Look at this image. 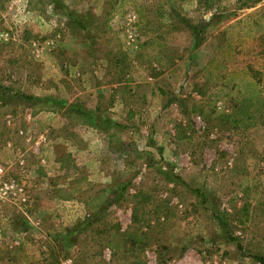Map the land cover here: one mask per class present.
<instances>
[{
  "label": "rangeland",
  "instance_id": "374dc122",
  "mask_svg": "<svg viewBox=\"0 0 264 264\" xmlns=\"http://www.w3.org/2000/svg\"><path fill=\"white\" fill-rule=\"evenodd\" d=\"M167 1L0 0V163L27 193L25 203L10 194L0 204V264H262L264 120L242 119L231 78L217 80L209 63L232 44L231 58L219 48L218 59L230 69L253 65L264 89V0ZM161 3L170 22L159 20ZM254 15L260 24L248 34ZM181 18L199 27L220 22L195 46ZM239 20L246 24L231 27ZM162 54L169 66L152 83L166 93L147 101L139 96L152 89L147 66ZM170 60L178 64L172 72ZM103 72L120 83L136 74L129 104L138 115L120 116L112 129L109 117H66L60 109L77 110L79 82L103 80ZM17 92L50 102L56 115L32 119L37 106ZM63 141L74 144L59 148L56 163L52 145ZM102 192L108 204L89 211L86 200L96 203ZM68 193L74 201L62 202Z\"/></svg>",
  "mask_w": 264,
  "mask_h": 264
},
{
  "label": "crops",
  "instance_id": "0c3cea01",
  "mask_svg": "<svg viewBox=\"0 0 264 264\" xmlns=\"http://www.w3.org/2000/svg\"><path fill=\"white\" fill-rule=\"evenodd\" d=\"M106 40H107V38H105L103 42H105ZM144 40L142 39L141 42H143ZM156 40H159V39H153L152 42L158 43ZM112 43L113 42H107V45L110 46ZM139 46H140V48H139ZM139 46H138L139 52L143 51L144 43H140ZM165 61H166L165 54H162L159 57H157V60L155 62L148 64L147 67H149V66H151V67L148 69L149 70L148 74H145L146 78L144 77V80L151 82V86H152L151 88L152 89H151L150 93L144 92V93L139 94V96H142L143 99H146L147 101H156V100L160 101L161 97H163V94L166 93L163 85H157V87H154V84H158V80L161 78V76L163 78V74H161L160 71H161V68L163 66H165V64H166ZM183 61L188 62L189 60L185 59ZM108 62L109 61H106L105 65H107ZM131 65H132L131 66L132 71H136L140 67L137 58L131 63ZM170 65H173L172 68L170 69V71L172 72V71H174L175 66H177L178 64L177 63L175 64L174 62H172L170 60ZM167 66H169V65H167ZM165 68H163V70ZM110 70L112 71V66H111ZM115 70H117V68ZM103 73H105L106 77H99V78H103V80L98 79V80L93 82V80H91V79H87V80L83 79L82 82L81 81L79 82L80 83V89L78 90L77 96L80 97V100L76 101V102H79V106L75 107V108H77V110H75V111L74 110H68L66 108L60 109V111L66 117L68 116L67 114H69L70 117H73V118L75 116V118L76 117H77V119L79 118L82 123H84L83 122L84 118H86L88 116L89 117L94 116L97 118H99V116H101L103 118L109 117L111 120L109 121V123H106L107 124L106 126L111 127V129H112V127H114V125L119 126L120 121H118V118L120 116L122 117V115H124V116L127 115V117H128V116L138 115L137 111L133 109V107H132L133 105L129 104L131 97L138 95V89L134 83L136 80V74L132 73L130 78L128 79V81H124V82L120 83L118 81L117 77L115 78V80H113L112 72L111 73L103 72ZM85 80H86V82H84ZM152 82H154V84ZM86 84H88V86H89L88 88H90V91H88ZM182 84L185 85L186 82H183ZM91 87H92V89H91ZM175 92L179 97H186L187 96L186 91L182 90L180 86H178L177 90L175 89ZM55 98L56 97H54V99ZM75 98H76V95H75V97H72L69 100L66 98L64 100L70 104L71 102H73L75 100ZM88 102H91L92 104L90 105ZM105 102H110V104L107 106H103V103H105ZM36 106H37L36 108H33L34 111H31V113H30V117L32 119L33 118L34 119L35 118H42V117L53 118L56 115V112H57L56 109H58V107L51 106L50 102L45 103V106L43 104H40V103L37 104ZM125 108L127 110L126 111L127 113L123 114V111L125 110ZM131 108H132V110H131ZM121 110H122V112H120ZM118 112H119V114H118ZM65 113H67V114H65ZM48 121L52 125L55 124V121H53V123H51V120H48ZM70 124H71V120H69L67 124L64 123V128L67 130L66 133H68V134H69L68 130L72 131L71 127H69ZM95 125L98 128H100V125L98 126L96 123H95ZM98 128L95 129V131L98 133L99 132L102 133L103 129H101V128L98 129ZM108 132H110V131L108 130ZM40 138H42V135L39 136V139L36 142L41 146L42 142H41ZM46 143H47V141H46ZM73 144H74V142L72 144H70V141H63L59 144H56L55 146L52 145V149L55 150L54 154L56 153L54 156L52 155L53 161L56 163H57V161L62 162L59 160L60 158L57 157V155L60 154L58 152L59 148L61 147V148H64L66 150H70V148L73 147ZM77 149L79 151L81 149L83 150V148L79 147V145H78ZM55 157H56V159H55ZM48 160H49V158L47 157V160H46V158H44L43 161L44 162L47 161V163H48L49 162ZM77 164H78L77 166L81 167V163H77ZM81 176H84V174L81 175L78 173V178L76 179L77 182H81L82 180L85 179V177H81ZM52 180H54V179H52ZM58 186L68 188L70 186V184L68 183V181H66V184L62 183V184H59ZM78 190H79L78 193H80L81 189L79 188ZM54 191H57V190H54ZM71 195H74V194L68 193L67 195L62 196V198H60V200H62V202L74 201L71 199H73L76 195L73 197H70ZM78 198L81 199L79 196H78ZM86 204H87V200H86ZM87 207H88V204H87ZM80 208H81L80 205H78V210L74 209V207H72V209L70 210V212H71L70 214L72 216H78V214H80V212H82ZM76 211H78V212H76ZM18 244H21V240L18 241Z\"/></svg>",
  "mask_w": 264,
  "mask_h": 264
},
{
  "label": "trees",
  "instance_id": "16d2710c",
  "mask_svg": "<svg viewBox=\"0 0 264 264\" xmlns=\"http://www.w3.org/2000/svg\"><path fill=\"white\" fill-rule=\"evenodd\" d=\"M167 2L170 4L171 7H173L174 5H176L177 1L175 2L168 0ZM168 5H166L165 3L160 4L162 9L161 13H159L160 21H164L165 19L166 21L169 22L173 19L171 15L172 10L168 8ZM163 9L165 10V12H163ZM181 20L183 21L185 26L190 30V32L193 34L195 46H199L201 44V40H202L201 34L204 29H206L207 27H215L220 22L219 20L218 23L214 25L213 22L211 23L210 20L206 23L202 22L203 25L199 27L198 24L195 25L186 18H181ZM260 20H261L260 16L254 15L251 18V23H249L247 27L244 26L246 32L248 34L253 33L259 27ZM244 22H245L244 20H239L237 21V24H233V26L231 27H234L235 25H240L241 23L246 24ZM227 34L228 33L226 32L225 33L226 40H228L229 38ZM225 45L226 44H221L219 48L225 54V59L228 61V59L231 58L233 54L234 47L232 44L226 45L228 47H226ZM219 48L215 54V58L213 59L212 62L209 63V65L217 66L218 70L215 75L217 80L224 79L225 82H227L228 79L231 78L230 79L231 94H232V99L236 104V108H237L236 112L244 115L246 114V117H243L242 119L251 120V121H255L257 119L264 120V89L262 87V76H261L262 73L260 71H256L253 65L249 63L246 65V67L240 69H236V68L230 69L227 65V62H222L218 59V52L220 50ZM17 93L20 94L21 96H24L29 101H33L32 106L35 107V105L39 104V102L36 101L38 100V97H36L35 95L34 96L27 95L26 93L23 92H17ZM45 102L40 101V104H43L45 106ZM236 120L239 119L237 118ZM238 122H243V121H238ZM110 136H113V134L111 133ZM105 194L104 192L98 194L99 201L96 203L87 200L88 208L90 211L97 213L98 210L103 205V203L108 204V201H106L107 197ZM259 258L262 261V264H264V257H259Z\"/></svg>",
  "mask_w": 264,
  "mask_h": 264
},
{
  "label": "built area",
  "instance_id": "2783aa9c",
  "mask_svg": "<svg viewBox=\"0 0 264 264\" xmlns=\"http://www.w3.org/2000/svg\"><path fill=\"white\" fill-rule=\"evenodd\" d=\"M127 18H129V21H131L132 19H136V15L129 14L127 15ZM136 40V33H134V31L130 29L126 34V41L131 44ZM5 174V167L0 163V204L2 203V200L5 199V196H8L10 194L19 195L20 197L17 198V200L22 203L27 202V193L24 186H19L11 181H8L5 178Z\"/></svg>",
  "mask_w": 264,
  "mask_h": 264
}]
</instances>
